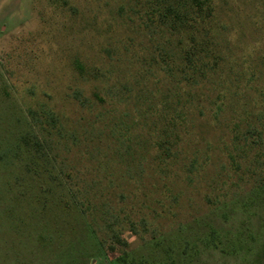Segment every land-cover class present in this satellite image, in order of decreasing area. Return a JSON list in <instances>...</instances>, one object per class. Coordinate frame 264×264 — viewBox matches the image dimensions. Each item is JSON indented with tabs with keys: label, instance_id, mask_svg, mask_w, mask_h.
<instances>
[{
	"label": "rangeland",
	"instance_id": "rangeland-1",
	"mask_svg": "<svg viewBox=\"0 0 264 264\" xmlns=\"http://www.w3.org/2000/svg\"><path fill=\"white\" fill-rule=\"evenodd\" d=\"M212 4L0 0V264H264V0Z\"/></svg>",
	"mask_w": 264,
	"mask_h": 264
},
{
	"label": "trees",
	"instance_id": "trees-1",
	"mask_svg": "<svg viewBox=\"0 0 264 264\" xmlns=\"http://www.w3.org/2000/svg\"><path fill=\"white\" fill-rule=\"evenodd\" d=\"M173 2H176L175 5ZM159 6L157 8V13L160 17V20L164 24H169L170 27L177 29L181 28L182 30L186 29H195L197 24L200 22L204 23L205 18H209L213 11L212 0H158ZM197 18V20H195ZM192 21L193 23H189ZM196 23V25H195ZM194 54V53H193ZM211 53L203 54L205 58H210ZM196 55V54H195ZM202 54L196 55L195 64H201L205 66L204 56ZM212 55V54H211ZM252 136H257L258 141H262L263 134L261 132L252 133L249 132ZM35 146L40 147V142L37 137ZM30 142V139L27 143ZM41 156L38 155V158Z\"/></svg>",
	"mask_w": 264,
	"mask_h": 264
}]
</instances>
